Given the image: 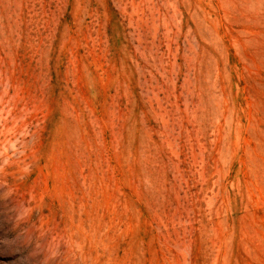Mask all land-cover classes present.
<instances>
[{
  "label": "rangeland",
  "instance_id": "obj_1",
  "mask_svg": "<svg viewBox=\"0 0 264 264\" xmlns=\"http://www.w3.org/2000/svg\"><path fill=\"white\" fill-rule=\"evenodd\" d=\"M0 264H264V0H0Z\"/></svg>",
  "mask_w": 264,
  "mask_h": 264
}]
</instances>
